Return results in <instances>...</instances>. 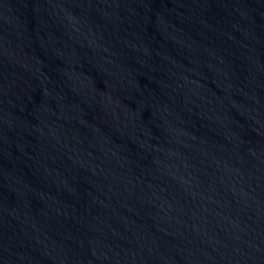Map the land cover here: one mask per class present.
Here are the masks:
<instances>
[{
	"label": "water",
	"instance_id": "water-1",
	"mask_svg": "<svg viewBox=\"0 0 264 264\" xmlns=\"http://www.w3.org/2000/svg\"><path fill=\"white\" fill-rule=\"evenodd\" d=\"M0 264H264V0H0Z\"/></svg>",
	"mask_w": 264,
	"mask_h": 264
}]
</instances>
